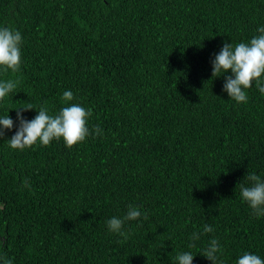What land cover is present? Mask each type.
<instances>
[{"label": "trees", "instance_id": "trees-1", "mask_svg": "<svg viewBox=\"0 0 264 264\" xmlns=\"http://www.w3.org/2000/svg\"><path fill=\"white\" fill-rule=\"evenodd\" d=\"M0 27L23 38L20 72L0 70L20 81L0 101L14 122L0 127V251L12 264H178L184 252L211 264L212 238L223 264L264 260V216L238 187L247 173L264 180V94L253 83L238 104L212 77L225 42L260 34L264 0H0ZM68 90L102 134L11 149L15 110L56 115ZM129 206L142 215L121 242L107 221Z\"/></svg>", "mask_w": 264, "mask_h": 264}, {"label": "clouds", "instance_id": "clouds-1", "mask_svg": "<svg viewBox=\"0 0 264 264\" xmlns=\"http://www.w3.org/2000/svg\"><path fill=\"white\" fill-rule=\"evenodd\" d=\"M260 33L249 42H241L233 46L232 43L225 42L221 51L215 56L212 62V77H225L223 91L228 97L238 104L247 103V90L255 83L259 92L264 94V27L258 29ZM23 38L20 31L11 27H0V70L11 72L13 75L20 72L22 64ZM231 73V75H226ZM20 83L19 79H9L0 81V101L12 93ZM64 106L58 114L50 115L46 107L39 109L38 115L28 121L24 118L23 112L33 110L29 105L27 108L15 110L19 127L7 142L13 150L23 151L33 148L38 143L42 146H49L53 141L63 140L66 147L71 149L76 145L85 142L90 135L99 136L102 129L96 126L91 131L88 128V121L92 116L90 109L86 110L79 104L71 103L74 100L73 93L68 90L62 95ZM13 120L7 115L0 118V127L3 130L11 131ZM0 130V138L4 137V131ZM248 186L238 184L242 201L251 209L256 217L264 216V180L255 173H247ZM22 187H30L24 182ZM139 208L129 206L125 216L113 217L107 221L108 230L123 238L126 242L128 233L124 230L125 223L137 221L141 218ZM147 219V214H143ZM204 233H212L214 229L210 225H204ZM200 239L199 233H193L191 240L193 243L189 247H195V241ZM5 241L0 239V249ZM221 246L217 239L208 241L207 247L203 251L205 257L211 264H223L220 260ZM191 252H184L176 257L178 264H193L194 260ZM0 264H12V259L3 251H0ZM237 264H264L259 256L251 253H244L237 261Z\"/></svg>", "mask_w": 264, "mask_h": 264}]
</instances>
